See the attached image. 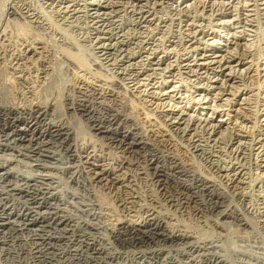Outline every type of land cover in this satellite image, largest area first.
I'll list each match as a JSON object with an SVG mask.
<instances>
[{
	"label": "bare ground",
	"instance_id": "bare-ground-1",
	"mask_svg": "<svg viewBox=\"0 0 264 264\" xmlns=\"http://www.w3.org/2000/svg\"><path fill=\"white\" fill-rule=\"evenodd\" d=\"M37 1L60 23L93 26L92 62L112 75L77 76L62 108L40 101L36 90L53 73L51 49L27 24L26 31L18 23L12 31L7 21L27 18L44 30L50 22L28 1L8 0L0 9V62L7 56L22 88L14 93L26 103L13 99L0 109V255L11 264H264V238L258 240L264 233V77L255 86L251 79L253 65L264 75V0ZM73 60L61 59L58 70L74 72ZM119 96L136 100V118L123 112ZM106 98L119 106L98 101ZM251 103L253 121L242 113ZM69 115L84 117L89 139L78 138ZM137 124L143 133L133 132ZM166 135L218 178L185 166L168 150ZM96 142L118 149L117 156ZM248 155L253 179L244 164ZM18 156L36 171L57 164L93 195L106 191L123 218L108 231L103 204L85 202L89 220L62 207L60 179L21 170ZM248 185L257 192L252 208L245 203ZM178 210L198 215L210 236L182 228ZM221 232L252 235L256 245L226 248Z\"/></svg>",
	"mask_w": 264,
	"mask_h": 264
},
{
	"label": "rangeland",
	"instance_id": "rangeland-1",
	"mask_svg": "<svg viewBox=\"0 0 264 264\" xmlns=\"http://www.w3.org/2000/svg\"><path fill=\"white\" fill-rule=\"evenodd\" d=\"M6 1H8V0H0V9H2V7L4 6ZM24 1L25 2L28 1L30 3V7L35 9L36 11H38V12L42 11L43 12L42 14H43L44 18L46 19L45 22H50V24H49L50 26H48V28H46V30L41 29L40 27L37 28V26L35 24H31L29 22L26 23L28 21L27 18H26L27 21L25 19L23 21V19H21V18L16 19V18L12 17L13 19H10L12 21H7L9 23V27H8V24L6 23V26L9 29H11L12 31L14 29L13 27H15V26H16V28L19 26L20 30H19V27L16 30L17 31L18 30L21 31L22 28H23V25L27 24V27L29 29V31H27V32L30 33V31H34V32H31V33H33L34 36H36L37 38H40V39L42 38V41H44V43L46 42V44L51 49L50 50L51 53H50V55H49V57L47 59L48 60L47 62L49 63V66L52 68L51 70H52L53 73H52V77L50 76V80L47 83H45V85H43L42 87L37 88V90H36V91H39V92H36V95H38L37 97H39L40 101L41 100L43 102H47V101L48 102H50V101L53 102V101H55V103L58 106V108L60 106L62 108L64 97L67 94L68 95L73 94V91L70 90V89L73 88L74 85H76L77 80H78L77 76H79V79L85 76L84 79L88 78V80H94V78L96 79V78H101V77L102 78H104V77L105 78L106 77L109 78L112 75L111 74L112 72L109 69L96 68L94 66V64H93L94 59H95L94 58V56H95L94 50L95 49L93 48L92 41H90V39L92 38V35L90 37V35L88 34L89 31H91V30L94 31L93 26L89 27L90 24L89 23H88L89 25L86 24L87 22L85 20H83V21H75V22L72 21V22L60 23V21L56 20L57 18H55L53 16V14L50 11H48L47 8L43 7L44 5L43 6L41 5L40 1H37V0H24ZM19 3H21V2H18V4ZM156 15H158V17H159V15H160V17H164V12H158V14H156ZM14 19H15V21H14ZM122 19H123L122 22H127L126 15ZM17 21H19V22H17ZM14 22H16V23H14ZM20 24H21V26H20ZM24 28H25V26H24ZM23 31H26V30L24 29ZM260 38L261 37H259V39L256 40L257 43L255 42V44H256V46L258 45L257 47L262 48L263 44H262V39H260ZM259 48H258V50H259ZM6 57L4 58L5 62L3 61L4 59L1 60V62H0V104H1L0 105V109L3 108L2 107L3 104L8 103L10 101H13V99H14V101L16 100L15 104H17V102L21 103V101H22L21 104H26L25 103V99H24V102H23L22 97H20L16 93H14V92H17V93L21 92L22 88H21V86L18 85V83H15V82H17V81H15V80H17L16 77H15V74L14 73L10 74V73H12V71H11L12 69H11V66H9L10 62L6 63L7 61H9L8 58H7V61H6ZM65 58H70L71 60L74 59L73 62L75 61V64L77 65L76 69L74 68V72H73V70H68V71H66L65 69H60V71L58 70L59 67H60L59 63L61 62V59L64 60ZM4 63H6L5 64L6 67H5ZM2 64H3V66H1ZM7 64H9V65H7ZM261 66L262 65L260 64L259 68ZM75 71L77 73H75ZM258 71H260V73ZM251 75H252L251 79L253 80V86H255L257 84V82H258V84H262L263 79H264L263 78L264 75H263V72H261V70L258 69V67L256 68V65H253V69L251 71ZM13 79H14L15 82L13 81ZM9 81L10 82L12 81V82L10 83ZM5 82H6V84H5ZM8 83H9L10 86L7 85ZM12 83H15V85L12 84ZM244 83L246 84L248 82H244ZM37 84H38V82H37ZM37 84H35V85H37ZM13 86H14V89L13 88L11 89V87H13ZM6 87H7V89L9 87L10 88L7 90ZM17 88H19V89H17ZM68 90H70V91H68ZM12 92H13V94H11ZM60 93H62V94H60ZM16 97H17V99H15ZM122 97L123 96H119V100L120 101H126V102H124L125 105L123 106V112L128 114V115H131L134 118H136V113H135L134 108H133V104L137 103L136 100H133L132 97L128 98V99L122 98ZM55 98H57V100ZM130 99H132V100H130ZM110 100H111V98L98 99V101H100V102H102L104 104H110L109 102L112 103L113 101L112 100L110 101ZM251 100H254V99H251ZM251 100H250V102H253ZM14 101H13V103H14ZM117 103L118 102L114 101L111 104V106L116 108V107L119 106V105H115ZM253 104L254 103L242 105V113H245V114L247 113V116L249 117V119L251 121H253V118H254V114H253L254 113L253 112L254 106H253ZM1 113L2 112H0V115H1ZM76 117H74L73 115H69L68 116V119H69L70 123L73 125V127H74V129L76 131L75 133L78 135V138H80V139L81 138H84V140H87V138L89 139V137H88L89 135L87 134V132H91L92 133V130L88 131L87 126H86V122L84 120V117H79V116H78L79 118L78 117L76 118ZM140 117H142V115ZM138 121L141 122V119H139ZM129 122H130V124L134 123L132 121V119H131V121L129 120ZM129 122H128V124H129ZM247 125H248V128H249V131L252 132V133H250L248 131V128H247V133H249V135H252V134L254 135L255 129L252 128L253 124L252 123H248ZM131 128H132V126H131ZM133 128H134V130H133L134 133L135 132L136 133H139V132L143 133L141 128H139V124L133 126ZM165 139L169 140L168 141L169 142V145H168L169 149L168 150L171 153L173 152V154H176L178 159L180 158L179 160L184 162V164H186L185 166L188 165L187 167H189V168L191 167L194 170L196 169L195 171H197V172L200 170V172H203L204 174H208V175L212 174L211 175L212 177H215L216 179L218 178V175H216V173L214 171H212L207 166L208 164H206L203 159H201L200 157H196V156L195 157L193 156V158H194L193 159L188 154V152H186V148H185L184 143H182L178 138H174L176 140L175 141L174 139H172V137L166 135ZM176 143L177 144L181 143V144L177 145ZM95 144H97L96 145L97 147L100 146V144H102V146H105L104 150L106 152L108 150L109 154L111 156L115 157L118 154L117 153L118 149H115L113 147H108L107 145H105L106 144L105 142H102V143L96 142ZM154 144H156V142H154ZM250 157H252V155L251 156L248 155V160L249 161L245 160L244 164H245V167L247 169L246 170V172L248 174L247 176L249 177V179H251V178L253 179V177H254V175H253L254 174V166H253V161H252V159ZM17 159L20 161L19 168L21 170L26 169L27 171H30V172H32L34 174L41 171V173L43 172V174H49L50 173L53 176L56 175L55 177L57 179H60V182L62 184L60 186V189L62 190V192H64L63 195H62V201H61V203L63 204L62 207L63 206L67 207V209H69L74 214L81 216L83 219H86V220L88 219L89 220L88 214L83 215V213H86V212L88 213V211H84V210L89 208L88 206H85V204H86L85 202H91L93 204L94 203L103 204V206H105V208H104L105 210L104 211H106V213H107L106 214L105 225L103 226V228L107 229L108 231L111 230V228H113L114 225H116L117 219H120L121 216H122L121 218H123V214L121 213L119 207L116 206L117 203H116L115 197L111 196L106 191L98 192L100 194L99 196H98V193L95 194V195H93L90 191H89L90 192L89 193L88 190L83 188L82 183L79 181L80 179L76 180L77 183L80 184L78 186V184L75 183L74 181H70V177H69L70 174L69 173H67V174L66 173H62L60 171V169L58 170V165L57 164L47 163V166L50 165L49 168H40V167H38L39 170L36 171L31 166V164L34 163V162L31 163V160L23 158L22 156H18ZM14 162L11 163V166L15 165V163H17L18 161H16L15 163ZM52 166H54V168H52ZM250 169H251V173H250ZM210 172H211V174H210ZM138 183H140V182H138ZM138 183H137V185L138 186L140 185L139 186V190L140 191L143 190L144 188H143L142 184H138ZM249 187H251V189ZM246 189L248 191L244 190L245 193L247 194V200L245 201V203L247 204V206L250 204L249 206H251V208H252L253 204L256 201V200L254 201V199H256L255 195L257 194V192L251 185H248ZM249 192H250V194H249ZM250 197H251V199H250ZM252 198H253V202L251 201ZM236 199H235V201H237L236 203H242V202H240L238 200V198H236ZM242 205H243V203L241 204V206ZM178 211H176L174 215H175V218L177 219V223L182 228H185L186 230L191 231V232L195 233L196 235L198 234L202 238H204V237L207 238L208 237V235L211 233V231H209V228L207 229V227L202 226L203 224L201 223L198 215H196L193 212H191V210H188V211L185 210L183 212H181L182 210H178ZM109 213L111 215L108 216ZM251 220L254 221L253 218H251ZM104 234H106V233H104ZM248 235L249 234H244V236L240 235V236H242V237H240L239 235L237 236L236 234H234V235L231 234L230 235V234H225L224 232H221V237L220 238H221V240L225 241V243H224V241H223V243H224L226 248L235 247L237 249H245L247 247L246 249H251V248H253L256 245V243H255L256 241H255V238L252 237V235L251 236L250 235L248 236ZM260 236L261 237L258 240H260V239L263 240L264 233H260ZM26 263L31 264L30 262H28V261L26 262V260H24L23 264H26ZM0 264H11V263H10V261H8V258L7 259L5 257L3 258V256L0 255ZM47 264H49V263H47Z\"/></svg>",
	"mask_w": 264,
	"mask_h": 264
}]
</instances>
